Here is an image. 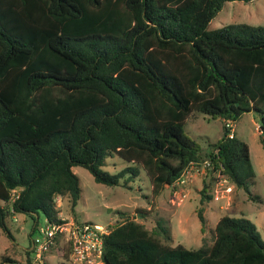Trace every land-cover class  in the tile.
Here are the masks:
<instances>
[{"label": "trees", "instance_id": "trees-1", "mask_svg": "<svg viewBox=\"0 0 264 264\" xmlns=\"http://www.w3.org/2000/svg\"><path fill=\"white\" fill-rule=\"evenodd\" d=\"M225 1L0 0V228L9 233L15 213L32 228L40 212L59 221L56 195L73 207L80 194L76 164L127 187L143 170L154 197L208 159L202 203L217 171L254 198L249 145L226 121L251 111L264 134V23L207 28ZM194 110L224 119L207 149L184 131ZM114 153L126 163L111 172L102 166ZM198 215L203 229L202 206ZM108 226L104 264H264V239L244 215H219L195 248L169 243L161 217ZM53 247L69 259L59 236Z\"/></svg>", "mask_w": 264, "mask_h": 264}, {"label": "rangeland", "instance_id": "rangeland-1", "mask_svg": "<svg viewBox=\"0 0 264 264\" xmlns=\"http://www.w3.org/2000/svg\"><path fill=\"white\" fill-rule=\"evenodd\" d=\"M231 22L264 23V0H226L209 21L207 28L212 29ZM255 117L249 111L230 122L231 131L249 145L256 173L250 185L254 198L234 183L230 193L223 191L219 183L216 185L217 171L211 187L213 196L202 203L200 189L210 165L204 166L199 172H190L183 185L165 186L152 197L150 182L143 170H140L129 182L130 187H127L97 182L86 167L76 164L72 168L79 179L80 194L73 207L68 196H60L56 201L60 216L103 225H110L128 216L144 222L148 228H152L156 219L161 217L166 219L170 230L171 238L167 240L169 243H182L186 247L195 248L211 239L212 229L219 215H244L256 224L264 239V134L258 130ZM223 122L224 119L220 117L194 110L186 119L183 128L202 149H207L221 136ZM125 163L124 158L114 153L106 157L102 167L114 172L125 166ZM201 206L205 218L203 229L198 215ZM139 210L143 211L144 217L140 216ZM44 218L40 212L36 216V222L42 223ZM33 224L32 216L25 213L8 216L9 233L0 228V264H4V255L13 258V264L26 262ZM45 261L47 264H73L56 247L48 251Z\"/></svg>", "mask_w": 264, "mask_h": 264}, {"label": "built area", "instance_id": "built-area-1", "mask_svg": "<svg viewBox=\"0 0 264 264\" xmlns=\"http://www.w3.org/2000/svg\"><path fill=\"white\" fill-rule=\"evenodd\" d=\"M230 122V120H227L226 125H231ZM207 165H210L208 159H205L201 163L191 162L183 169L175 181L172 182L171 186L183 185V183H186V178L190 172H199L201 168ZM218 183L226 193L232 191L233 183L225 174L218 172L216 185ZM17 194V189H14L11 194V200ZM215 196L219 197L218 194H215ZM59 198L60 195H56L55 202ZM32 229L30 244L28 246L29 261L24 264H47L45 255L50 250V244L53 243L56 236H59L70 248L69 259L73 264H104L102 259L103 244L104 235L109 231L108 225L60 216L59 221H50L45 217L42 223H35Z\"/></svg>", "mask_w": 264, "mask_h": 264}, {"label": "water", "instance_id": "water-1", "mask_svg": "<svg viewBox=\"0 0 264 264\" xmlns=\"http://www.w3.org/2000/svg\"><path fill=\"white\" fill-rule=\"evenodd\" d=\"M255 120L258 121V117L257 116L255 117Z\"/></svg>", "mask_w": 264, "mask_h": 264}, {"label": "crops", "instance_id": "crops-1", "mask_svg": "<svg viewBox=\"0 0 264 264\" xmlns=\"http://www.w3.org/2000/svg\"><path fill=\"white\" fill-rule=\"evenodd\" d=\"M250 157H251V153H250ZM252 161V160H251ZM169 186V185H168ZM60 215V214H59Z\"/></svg>", "mask_w": 264, "mask_h": 264}]
</instances>
